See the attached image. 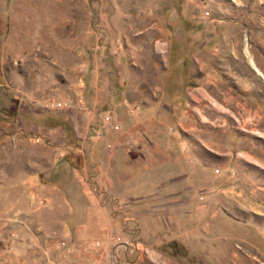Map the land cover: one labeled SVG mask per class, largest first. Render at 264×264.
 I'll use <instances>...</instances> for the list:
<instances>
[{
    "label": "rangeland",
    "instance_id": "374dc122",
    "mask_svg": "<svg viewBox=\"0 0 264 264\" xmlns=\"http://www.w3.org/2000/svg\"><path fill=\"white\" fill-rule=\"evenodd\" d=\"M260 73L264 0H0V264H264Z\"/></svg>",
    "mask_w": 264,
    "mask_h": 264
},
{
    "label": "crops",
    "instance_id": "0c3cea01",
    "mask_svg": "<svg viewBox=\"0 0 264 264\" xmlns=\"http://www.w3.org/2000/svg\"><path fill=\"white\" fill-rule=\"evenodd\" d=\"M115 142V141H114ZM127 142H129V141H127ZM103 143H108V141H101V145L103 144ZM127 144H130V142L129 143H127ZM117 145H119V143L117 144ZM115 146V145H114ZM121 160V157L120 156H117V159H116V161H120ZM129 163V162H128ZM118 169V168H117ZM125 170L123 169V168H121L120 169V171H119V169H118V172H120V174H119V176L118 177H116V180H117V182L118 183H120L121 182V179L123 178V176L126 174V172H124ZM122 172V173H121ZM39 191V188L37 187V186H34V187H31V188H29V189H27V188H25L24 190L23 189H20V191H19V193H21V194H27V193H36L37 194V192ZM20 241H22V242H24L25 243V241L26 240H20ZM28 256V255H27ZM26 256V257H27Z\"/></svg>",
    "mask_w": 264,
    "mask_h": 264
},
{
    "label": "bare ground",
    "instance_id": "6f19581e",
    "mask_svg": "<svg viewBox=\"0 0 264 264\" xmlns=\"http://www.w3.org/2000/svg\"><path fill=\"white\" fill-rule=\"evenodd\" d=\"M253 68H254V67H253ZM254 69H257V68H254ZM257 71H258V70H257ZM257 71H256V72H257ZM258 73H259V72H258ZM260 75H261V77L264 79V76H263L261 73H260Z\"/></svg>",
    "mask_w": 264,
    "mask_h": 264
}]
</instances>
